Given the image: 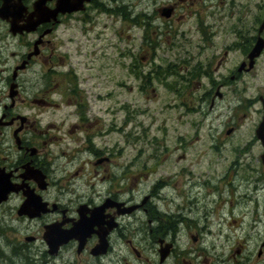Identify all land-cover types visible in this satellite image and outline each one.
<instances>
[{
    "label": "flooded vegetation",
    "instance_id": "flooded-vegetation-1",
    "mask_svg": "<svg viewBox=\"0 0 264 264\" xmlns=\"http://www.w3.org/2000/svg\"><path fill=\"white\" fill-rule=\"evenodd\" d=\"M248 2L0 0V168L10 171L11 181L18 185V190H11L0 207L14 200L8 205L9 211L22 219H39L54 213V217L41 223L44 241L47 223L59 222V228H69L80 218L93 222L90 234L82 237L83 231L78 226L77 236L61 243L54 251L49 250L46 241L43 251H33L25 242L14 244L16 250L9 244L6 245L10 247L6 248L3 245L0 253L2 250L7 252V249L10 252L5 258L0 255L3 264L16 263L12 257L18 255L16 252L20 247H26L24 258L31 264H52L51 261L58 264H264V234L249 250L241 241L227 252L216 243H203L206 234H212L209 215L219 208L210 204L208 210L200 213L202 204L197 195L193 201L188 198L185 204L183 198L177 201V211L160 208L155 201L160 193L155 187L137 188L136 194L131 191L129 197L125 194L128 189L114 184L80 191L59 188L56 196H49L48 188L54 180L46 135L48 126L56 122L43 121L46 109L68 106L69 110L63 113L56 125V132L65 121H69L66 129L73 130L81 147L91 153L89 162L93 165L104 162L105 169L108 168L111 151L99 148L106 147V135L112 126L117 129V125L115 121L110 125L100 109L91 107L89 97L92 94L85 85L91 74L85 75L78 66L86 63V58H83L86 54L91 55L95 51L104 54L105 46L99 40L105 38L108 30H113L118 36L127 27L139 32L134 34L132 46L128 45L120 53L130 58L128 67L134 74L139 94L149 96L150 91L156 95L157 85L161 84L173 95L174 106L188 108V99L196 98L213 108L218 98H226L232 94L231 90L236 92V85L227 86L250 72L264 52L263 45L249 66V51L260 36L264 41V25L261 27L264 1L259 3L256 19L247 27L238 11L244 8L246 12L250 11ZM109 20H112L114 28H109ZM99 23L103 25L101 29H97ZM69 28L72 39H65L62 35ZM192 34L198 36L196 51L192 52L188 46L182 50L180 47L185 46L187 40L191 42L187 36ZM222 35H229V39L221 46L218 42ZM82 38L90 44V50L84 49L88 45L83 46ZM67 40L74 42L71 53L62 47ZM161 42H165V50H171L173 54L164 63L156 60L158 50H164ZM237 51L242 54L239 62L236 61L233 67H225L229 53ZM95 96L102 98L103 94ZM261 96L264 95L258 97ZM235 104L228 101L232 109L236 108ZM124 108L126 104L121 103L118 109ZM126 118L129 116L119 127L123 131ZM96 139L102 145H98ZM261 144L262 161L264 143ZM248 150L247 146L238 147L239 152ZM28 167H31L30 172H34V168L40 169L43 179L32 176L27 171ZM92 170L94 174L99 172L96 167ZM121 177L125 178V173ZM27 189L47 201L46 211L34 215L19 213L26 198L23 190ZM64 192L72 196L66 203L61 200ZM95 207L97 211H94ZM232 207L231 203L230 210ZM36 208L29 205L27 210ZM186 234L200 244L179 247L180 238ZM24 239L32 241L38 238L26 234ZM10 250L14 251L11 253Z\"/></svg>",
    "mask_w": 264,
    "mask_h": 264
},
{
    "label": "rangeland",
    "instance_id": "rangeland-1",
    "mask_svg": "<svg viewBox=\"0 0 264 264\" xmlns=\"http://www.w3.org/2000/svg\"><path fill=\"white\" fill-rule=\"evenodd\" d=\"M261 1L264 0H249L250 11L246 12L245 8L238 11L242 23L247 27L256 19ZM109 23V28H114L112 20ZM100 26H103L102 23L98 24L97 29H101ZM136 31L133 27H127L117 36L113 30H108L105 38L99 40L105 46L104 54L101 51L86 54L83 57L86 63L78 66V70H82L85 75L91 74L89 82H85L92 94L89 97L91 107L100 109L110 125L114 121L117 125V129L112 126L108 131L104 144L106 147L99 148L111 151L107 169L104 162L98 165L89 162L91 153L81 147L73 130L66 129L69 121H65L60 131L56 132V125L63 113L69 110L68 106L62 105L60 109L54 110L49 108L44 112L45 123L49 120L56 122L48 126L46 135L51 177L54 180L48 188V195L56 196L59 188L80 191L114 184L128 189L125 194L129 197L131 191L136 194L137 188L155 187L160 193L155 201L161 209L169 211H177L175 203L181 198L185 204L188 198L193 201L197 195L202 204L200 213L208 210L210 204L219 208L209 215L212 234L207 233L203 243H216L227 252L241 241L248 250L253 249L264 234V164L260 159L263 145L255 133L263 113L258 96L264 95V52L250 72L227 86L236 85V92L231 90L232 94L226 98H218L213 108L196 98L188 99V108H180L174 106L173 95L161 84L157 85L156 95L150 91L149 96L138 93L134 74L128 67L130 58L120 53L128 45L132 46L134 34L139 30ZM71 32L69 28L62 36L72 39ZM197 37L196 34L187 36L191 42L187 40L185 46L180 48L183 50V47L188 46L195 52ZM228 39L229 35H222L218 45L222 46ZM82 42L83 46L88 45L84 49L90 50L85 38H82ZM161 43L164 50L159 49L157 52L158 63L173 56L171 50H165L166 43ZM73 45L72 40H67L62 47L71 53ZM241 57L238 51L230 52L225 67H233ZM98 93L103 94V97L96 98ZM228 101L235 102L236 108L229 107ZM121 103L126 104V108L119 110ZM127 115L129 118H126L123 131L119 127ZM232 125L234 127L227 131ZM96 143L102 145L97 139ZM243 146L249 150L239 152L238 147ZM93 167L98 169V174H94ZM124 173L125 178H120ZM71 197L64 192L61 200L66 203ZM13 202L9 200L0 207V248L3 245L5 248L10 247L6 244L13 247L14 244L25 242L31 245L33 251H43L46 244L41 238V223L55 214L49 213L39 219L18 218L9 211L8 205ZM231 203L233 210H230ZM26 234H33L38 239L25 240ZM180 239L179 247L200 244L193 242L187 234ZM2 253L3 250L1 256ZM3 254L9 256L10 252L7 249ZM18 257H12L14 262H19ZM3 262L1 260L0 264Z\"/></svg>",
    "mask_w": 264,
    "mask_h": 264
},
{
    "label": "water",
    "instance_id": "water-1",
    "mask_svg": "<svg viewBox=\"0 0 264 264\" xmlns=\"http://www.w3.org/2000/svg\"><path fill=\"white\" fill-rule=\"evenodd\" d=\"M80 5H77L78 7ZM75 8V7H74ZM264 25V19L262 21L261 27ZM264 45L263 37H259L256 42L254 43L253 47L249 51V66H252L254 62V58L260 54L262 48ZM263 113L261 116V119L259 120L256 128L255 133L256 136L261 140L262 143H264V96H261L260 98ZM262 162L264 163V152L262 153ZM31 167L27 168V171L30 172ZM32 176H34L36 179L40 180L43 179V173L40 169L34 168V172H30ZM11 190H18V185L11 181L10 179V171H6L4 168H0V203L7 199L8 193ZM26 194V198L21 205L19 209V213L26 212L29 215L34 214H40L43 211H46L48 209L47 201H43L40 199V196L32 192V190H23ZM27 205V206H26ZM29 205H35L37 208L34 211H28L27 207ZM97 207L94 208V211H97ZM60 223L59 222H50L45 224V230L43 232V237L46 241V243L49 246L50 251H54L61 243L67 241L73 236H77L78 232L76 228L79 226L83 232L82 237H85V234H88L91 230V225H93V222H88L87 220L80 218L77 222L74 223L69 228H59ZM87 228V229H86ZM90 234V233H89ZM33 237L30 236V239ZM264 243V241H263Z\"/></svg>",
    "mask_w": 264,
    "mask_h": 264
},
{
    "label": "trees",
    "instance_id": "trees-1",
    "mask_svg": "<svg viewBox=\"0 0 264 264\" xmlns=\"http://www.w3.org/2000/svg\"><path fill=\"white\" fill-rule=\"evenodd\" d=\"M17 247V246H16ZM14 250H16L15 246L13 245ZM13 250V251H14ZM27 249L26 247H20L19 250L16 252L18 254V258H19V262L15 263V264H28V262L31 264L30 261H27L24 256L26 255ZM21 254L23 255V257L21 256ZM3 258H5V255L2 253Z\"/></svg>",
    "mask_w": 264,
    "mask_h": 264
}]
</instances>
